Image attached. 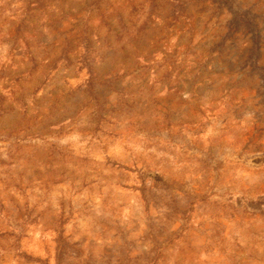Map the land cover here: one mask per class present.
Here are the masks:
<instances>
[{"label":"rangeland","instance_id":"374dc122","mask_svg":"<svg viewBox=\"0 0 264 264\" xmlns=\"http://www.w3.org/2000/svg\"><path fill=\"white\" fill-rule=\"evenodd\" d=\"M264 0H0V264H264Z\"/></svg>","mask_w":264,"mask_h":264},{"label":"trees","instance_id":"16d2710c","mask_svg":"<svg viewBox=\"0 0 264 264\" xmlns=\"http://www.w3.org/2000/svg\"><path fill=\"white\" fill-rule=\"evenodd\" d=\"M257 213L264 218V195L257 199Z\"/></svg>","mask_w":264,"mask_h":264}]
</instances>
